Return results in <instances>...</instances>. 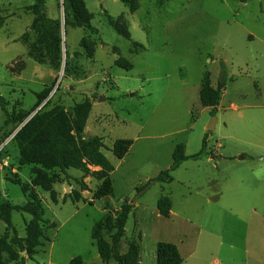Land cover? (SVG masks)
<instances>
[{
	"label": "rangeland",
	"instance_id": "374dc122",
	"mask_svg": "<svg viewBox=\"0 0 264 264\" xmlns=\"http://www.w3.org/2000/svg\"><path fill=\"white\" fill-rule=\"evenodd\" d=\"M36 3L0 0V204H26L27 187L55 227L46 224L48 241L31 260L16 239L27 237L33 217L13 212L7 224L0 215V264L76 258L105 264L92 233L123 204L132 211L122 252L128 243L139 245L141 264H157L159 242L176 244L183 264H264V0H85L95 30L63 25L60 70L50 65L32 27ZM65 7L66 0H43L41 12L64 24ZM108 15L127 28L129 40ZM206 72L213 86L226 79L215 114L199 100ZM48 88L39 110L91 100L85 131L104 139L115 168L109 197L94 200L101 182L91 175L69 169L65 176L41 161L20 164L10 134L24 124L6 125L2 102L9 114L26 113ZM206 135L208 157L183 163L168 184L154 181L171 167L178 144L194 155ZM121 139L134 144L118 160L111 149ZM38 182H53L55 196ZM74 192L82 197L78 203L70 198ZM161 197L172 201L169 218L158 212Z\"/></svg>",
	"mask_w": 264,
	"mask_h": 264
},
{
	"label": "trees",
	"instance_id": "16d2710c",
	"mask_svg": "<svg viewBox=\"0 0 264 264\" xmlns=\"http://www.w3.org/2000/svg\"><path fill=\"white\" fill-rule=\"evenodd\" d=\"M36 2L35 5L30 7L35 14L32 27L40 34L39 44L46 52L50 65L56 70H60L63 64V25L65 28H83L93 31L95 28L91 25V16L86 10L85 0H66L65 21L62 24L60 20H50L42 14L43 0H36ZM108 20L119 35L128 40L130 39V32L121 22L114 21L109 15ZM1 24L2 18L0 17ZM67 57H69V54H67ZM44 61V57L39 58L40 63ZM225 87V78L222 77L218 80L217 86L214 87L211 74L206 72L199 92L201 106L212 109V113L215 114L221 103ZM51 92L52 88H48L37 93L35 106L29 112L18 115L9 114L2 102V109L6 114L5 124H24L17 128L16 132L10 134V136L15 134L13 141H15L19 150L20 164L31 166L41 161L49 170L59 169L65 176L69 169L80 171L86 176L91 175L101 182L94 193V200L109 197L113 193V181L110 175L115 168L104 153V150H107L104 139L99 136L88 139L85 131L92 109L91 100L86 99L68 109L61 105H55L48 110H39V107L49 98ZM32 114L34 115L25 122ZM207 140L208 135L204 138L201 151L194 155H187L184 144H178L173 152L171 167L162 171L154 181L168 184L173 181V173L183 163L208 157ZM133 144V140H117L111 151L118 160H123ZM91 167L100 170L92 171ZM15 184L22 186L21 181H16ZM52 184L53 182H38L36 186H42L46 191L51 192L52 196H55ZM80 184L83 191L88 190L84 182L81 181ZM22 190L27 195V203L22 206L13 205L9 201L0 204V215L7 224L11 222L13 212H23L33 217L32 222L27 226V237L16 239V244L22 252H26L29 259L34 260L38 248L45 246L43 239L48 241L45 236L46 224H50L51 227H55V225L44 219L45 210L38 194L30 191L27 187L22 188ZM70 198L73 203L82 200L81 195L75 192L71 194ZM172 207L173 204L169 198L161 197L158 200L157 209L162 217L169 218ZM109 209L107 203L105 210L108 211ZM131 211L132 205L123 204L121 210L117 211L115 215L108 213L104 220L98 223L93 230L92 238L105 264L111 261H115L117 264H141L139 245L133 242L128 243L127 251L122 252V242L126 237V224ZM156 259L157 264H183L184 262L178 246L171 242L158 243ZM13 261L17 260L14 259ZM21 263L26 264L24 260ZM70 264H82V259L76 258Z\"/></svg>",
	"mask_w": 264,
	"mask_h": 264
},
{
	"label": "water",
	"instance_id": "95a60500",
	"mask_svg": "<svg viewBox=\"0 0 264 264\" xmlns=\"http://www.w3.org/2000/svg\"><path fill=\"white\" fill-rule=\"evenodd\" d=\"M214 120H215V119H214ZM213 127H214V125L210 126V128H213ZM87 136H88V139L91 138L90 134H88ZM136 201H137V200H136ZM136 201H133L132 204L136 203ZM24 253H26V252H24Z\"/></svg>",
	"mask_w": 264,
	"mask_h": 264
},
{
	"label": "crops",
	"instance_id": "0c3cea01",
	"mask_svg": "<svg viewBox=\"0 0 264 264\" xmlns=\"http://www.w3.org/2000/svg\"><path fill=\"white\" fill-rule=\"evenodd\" d=\"M214 87H216V86H214Z\"/></svg>",
	"mask_w": 264,
	"mask_h": 264
}]
</instances>
